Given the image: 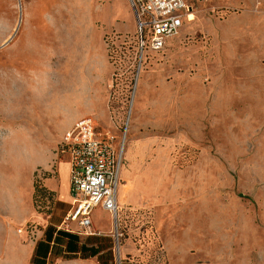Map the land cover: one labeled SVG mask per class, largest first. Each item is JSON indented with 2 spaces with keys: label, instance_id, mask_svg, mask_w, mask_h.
Returning <instances> with one entry per match:
<instances>
[{
  "label": "rangeland",
  "instance_id": "obj_1",
  "mask_svg": "<svg viewBox=\"0 0 264 264\" xmlns=\"http://www.w3.org/2000/svg\"><path fill=\"white\" fill-rule=\"evenodd\" d=\"M191 7L140 59L127 0H0V264L50 222L82 117L123 144L117 230L91 215L113 264H264V4Z\"/></svg>",
  "mask_w": 264,
  "mask_h": 264
},
{
  "label": "built area",
  "instance_id": "obj_2",
  "mask_svg": "<svg viewBox=\"0 0 264 264\" xmlns=\"http://www.w3.org/2000/svg\"><path fill=\"white\" fill-rule=\"evenodd\" d=\"M135 23L137 52L161 53L166 42L178 36L191 7L185 0H127ZM59 156L69 164L70 209L64 224L74 223L79 233L91 235V215L96 208L107 212L117 230L118 188L123 144L107 132H98L91 117L76 121L65 132ZM120 235L116 232V240Z\"/></svg>",
  "mask_w": 264,
  "mask_h": 264
},
{
  "label": "crops",
  "instance_id": "obj_3",
  "mask_svg": "<svg viewBox=\"0 0 264 264\" xmlns=\"http://www.w3.org/2000/svg\"><path fill=\"white\" fill-rule=\"evenodd\" d=\"M185 2L190 7L196 4H210L215 5L216 8H222L233 4V0H185ZM240 3H246L251 8H256L262 6L264 0H240ZM195 15L191 13L188 17L189 21L186 17L183 19L178 36L185 29L188 30L187 26L195 20ZM257 19H260V17ZM197 27L199 26L195 24V28ZM219 34L226 35L228 32L221 31ZM178 36L168 40L165 49L171 46L170 42L172 40H175L176 44ZM45 188L54 198L52 211L49 215L50 222H46L41 231V238L36 243L19 247L20 251L15 250V260L11 264H113L117 248L114 237L111 235L110 224L105 228H91V235L79 233L74 223L64 224V218L70 209L71 203L69 164L66 156H59V162L56 164V174L46 180ZM129 203L131 202L129 201ZM120 204L118 196V207ZM95 210L105 213L109 219L110 215L107 212L100 208L94 209L93 212H96ZM128 250L126 247L119 249V257H125Z\"/></svg>",
  "mask_w": 264,
  "mask_h": 264
},
{
  "label": "bare ground",
  "instance_id": "obj_4",
  "mask_svg": "<svg viewBox=\"0 0 264 264\" xmlns=\"http://www.w3.org/2000/svg\"><path fill=\"white\" fill-rule=\"evenodd\" d=\"M191 13H192L191 11L188 12V14H187V16H186L187 19H188V17L191 15ZM187 21H189V19H188ZM125 138H126V136H125ZM132 188H133V187H132ZM126 193H127V191H126ZM126 199H127V198H126ZM122 206H123V205H122Z\"/></svg>",
  "mask_w": 264,
  "mask_h": 264
},
{
  "label": "trees",
  "instance_id": "obj_5",
  "mask_svg": "<svg viewBox=\"0 0 264 264\" xmlns=\"http://www.w3.org/2000/svg\"><path fill=\"white\" fill-rule=\"evenodd\" d=\"M118 218H119V216H118ZM39 245H40V243L38 244V247H39Z\"/></svg>",
  "mask_w": 264,
  "mask_h": 264
},
{
  "label": "water",
  "instance_id": "obj_6",
  "mask_svg": "<svg viewBox=\"0 0 264 264\" xmlns=\"http://www.w3.org/2000/svg\"><path fill=\"white\" fill-rule=\"evenodd\" d=\"M21 14V13H20Z\"/></svg>",
  "mask_w": 264,
  "mask_h": 264
}]
</instances>
